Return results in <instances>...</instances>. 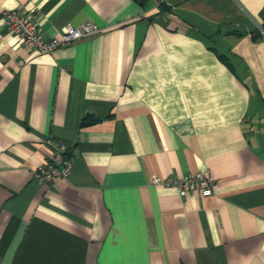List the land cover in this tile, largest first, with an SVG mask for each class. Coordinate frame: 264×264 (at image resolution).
Returning <instances> with one entry per match:
<instances>
[{
  "label": "crops",
  "instance_id": "1",
  "mask_svg": "<svg viewBox=\"0 0 264 264\" xmlns=\"http://www.w3.org/2000/svg\"><path fill=\"white\" fill-rule=\"evenodd\" d=\"M17 6L100 31L37 53ZM0 264H264V0H0Z\"/></svg>",
  "mask_w": 264,
  "mask_h": 264
},
{
  "label": "built area",
  "instance_id": "2",
  "mask_svg": "<svg viewBox=\"0 0 264 264\" xmlns=\"http://www.w3.org/2000/svg\"><path fill=\"white\" fill-rule=\"evenodd\" d=\"M3 24L7 30L20 38L23 46L37 53L54 52L100 31L97 24L85 21L78 25L66 24L62 32L46 36L40 29L35 12L27 11L23 6L6 10ZM71 166L72 158L67 146L58 143L49 159L35 170L34 176L39 182L52 181L56 177H67ZM152 183L156 186L194 192L202 196L211 195L214 186V180L208 170L188 172L181 177H154Z\"/></svg>",
  "mask_w": 264,
  "mask_h": 264
},
{
  "label": "trees",
  "instance_id": "3",
  "mask_svg": "<svg viewBox=\"0 0 264 264\" xmlns=\"http://www.w3.org/2000/svg\"><path fill=\"white\" fill-rule=\"evenodd\" d=\"M254 38V37H253Z\"/></svg>",
  "mask_w": 264,
  "mask_h": 264
}]
</instances>
